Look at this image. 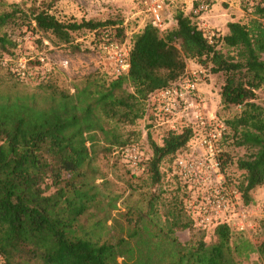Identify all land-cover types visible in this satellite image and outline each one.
Returning <instances> with one entry per match:
<instances>
[{
	"label": "trees",
	"instance_id": "obj_1",
	"mask_svg": "<svg viewBox=\"0 0 264 264\" xmlns=\"http://www.w3.org/2000/svg\"><path fill=\"white\" fill-rule=\"evenodd\" d=\"M0 6L5 5L0 1ZM8 8L0 11L1 62L15 57L17 39L1 32L9 25L50 33L77 51L81 48L73 43V35L82 30L95 33L96 45L105 31L116 40L120 37L118 41L126 39L120 19L62 22L46 10L28 17L18 6ZM193 16L176 10L175 27L163 33L144 24L131 38L128 73L118 78L94 74L70 90L47 81L28 92L11 74L13 81L0 77L4 264H239L252 254L264 262V223L254 243L227 225L211 230L214 240L209 244L205 230L197 229L200 233L187 243L175 236L176 231L196 229L184 209L185 189L175 181L173 196L164 202L154 188L163 183L164 160L171 165L185 150L191 129H163L159 142L148 133L150 156L138 172L127 170L132 179L146 175L143 185L149 181L148 188L154 187L140 193L142 204H127L131 194L114 193L95 164L99 155L133 145L120 127L143 119L148 97L178 81L190 60L209 74H221L220 105L239 109L224 120L221 161L229 183L241 193L245 206L252 192L264 187V107L255 102L256 91L264 87V0L254 7L248 23L229 22L227 34L215 33L211 42ZM227 141L244 149V156L233 162L224 150ZM233 164L243 173L240 181L227 174ZM119 202L125 205L123 211Z\"/></svg>",
	"mask_w": 264,
	"mask_h": 264
},
{
	"label": "rangeland",
	"instance_id": "obj_2",
	"mask_svg": "<svg viewBox=\"0 0 264 264\" xmlns=\"http://www.w3.org/2000/svg\"><path fill=\"white\" fill-rule=\"evenodd\" d=\"M5 6H0V11L9 10L8 6H18L29 17L33 11L46 10L49 13L55 15L62 22H77L82 20L104 22L107 20L120 19L123 22V27L126 32V40L130 45L132 35L138 32L144 24L147 23V17L142 13L139 0H0ZM260 0H213L209 4V10L215 6L222 22L215 26H209V28H203L201 22L203 20L196 19L198 16H193L192 21L200 26L203 31H216L218 35L222 34V27L226 26L228 18L230 17L232 22H239L246 24L252 18V12L254 7ZM190 4L184 0H171L165 3V14H174L176 10L182 11L185 15H190ZM194 7V6H193ZM203 14V16L206 15ZM225 13V14H223ZM193 15V14H192ZM168 16V17H169ZM225 18V19H224ZM171 17L167 18L165 23L167 27H170L172 23ZM19 23V22H18ZM214 25V24H213ZM17 25H9L5 27L1 32L7 33L13 39L17 41L24 39L20 48H15V55H24L32 52L33 55H44L46 58L47 68L49 72L45 74L47 77L46 82H52L57 87L70 90L72 86L79 83L86 77L97 75L104 77L105 79H111L110 67L105 60L103 54L100 52L98 45L95 43L94 36L87 30H82L73 35L74 44H78L81 48L77 51L67 45H62L56 41L53 35L50 33H39L32 31L27 25L20 27ZM213 29V30H210ZM218 29V30H217ZM114 35V32H112ZM120 39V37L117 36ZM118 39V40H119ZM32 47V49H31ZM7 57H4L6 59ZM264 58V56H263ZM3 61V60H2ZM190 61V60H189ZM188 62V61H187ZM188 66H191L188 62ZM7 66L0 61V77L4 82L13 81L14 79L8 72ZM224 77L221 74L212 75L209 74L203 84L208 86L209 91L212 94H217L223 84ZM20 84V83H19ZM36 83L23 82L20 87L28 92L35 90ZM127 90L131 89L127 87ZM255 102L264 107V87L256 91ZM217 117L220 120H226L234 116L238 112V108L224 109L219 103L215 107ZM150 125L145 119L137 121L134 125H126L120 127V132L124 138L129 139L133 145L139 147L142 153V158L145 160L150 156L151 152L148 144V133L150 138L154 142H159L162 132V128L149 127ZM224 150L230 155L233 162L244 156L245 151L242 148H235L230 145V141L226 142ZM187 152H182L181 155H186ZM167 160V159H166ZM162 164L161 171L164 173L163 183L154 189L161 192V197L164 202H168L173 194L171 191L174 188V181L170 179L168 172L169 165L167 162ZM96 167L99 169L101 175L105 180L109 181V188L123 195L124 197L131 194V197L127 200V204H133L141 202L140 193H145L148 185H143L141 179H147L146 175L143 178H131L130 173L127 172L130 169L126 164L123 156L121 155V149H117L112 154L99 155L96 162ZM227 174L232 181H240L243 173L238 171L235 164L227 167ZM100 182V180H98ZM131 189H134L131 192ZM52 190L48 191L51 193ZM264 187L256 188L252 194V201L247 204L246 209L249 213V221L251 227L247 232L238 233L248 238L251 242H255L262 233V224L264 223ZM125 204V203H124ZM125 205L122 202L118 203V208L123 211ZM200 231L195 228L189 230L176 231L175 236L181 243L189 242L194 236L198 235ZM214 237L211 231H207L204 234V241L209 244L213 242ZM253 262H259L256 254L250 255L248 260L241 259L239 264H251Z\"/></svg>",
	"mask_w": 264,
	"mask_h": 264
},
{
	"label": "built area",
	"instance_id": "obj_3",
	"mask_svg": "<svg viewBox=\"0 0 264 264\" xmlns=\"http://www.w3.org/2000/svg\"><path fill=\"white\" fill-rule=\"evenodd\" d=\"M167 1L171 0H139L141 11L147 17L146 24L160 33L167 29ZM196 1L198 5L192 10L193 15L199 16L208 11L207 0ZM94 34L93 32L96 43ZM214 36L215 33L207 31L209 42ZM125 40H116L109 31L101 34L98 47L109 64L111 78L128 73L131 42L129 45ZM23 41L25 38L17 41L16 48H20ZM2 62L13 77L27 83L46 82L47 77L44 76L50 71L44 55L34 56L32 52L6 58ZM208 75L206 69L197 65L186 68L178 81L148 97L143 119L153 128L171 132L188 128L192 131L187 147L176 154L168 172L170 179L177 181L185 189L184 209L194 227L211 231L218 225H227L234 231L243 233L251 227L248 209L243 204L241 193L229 183L221 161L222 141L227 128L224 121L209 110V99L200 91V86ZM182 152L187 154L182 156ZM121 155L133 172L139 171L143 160L139 147H125L121 149ZM0 264H4L1 255Z\"/></svg>",
	"mask_w": 264,
	"mask_h": 264
},
{
	"label": "crops",
	"instance_id": "obj_4",
	"mask_svg": "<svg viewBox=\"0 0 264 264\" xmlns=\"http://www.w3.org/2000/svg\"><path fill=\"white\" fill-rule=\"evenodd\" d=\"M185 2L189 3L190 4V12L189 13H192V10L194 9V4L195 3H198V1L196 0H184ZM213 0H207V2L210 4V2H212ZM205 14V13H203ZM203 14L199 15L196 19H200V20H203V21H200L201 22V26H203V28H209V26H215L217 24H219V22H222L223 19H221L220 17H218V12L216 11V8L215 6H213L210 10L208 9V13H206L205 16H203ZM225 14V13H223ZM169 16V15H167ZM172 16L173 14H171L169 17H171L172 19ZM168 17V18H169ZM225 19V18H224ZM230 17L228 18V21L232 22ZM172 23L170 24V27H167L169 29H172L175 27V22L174 20L172 19L171 20ZM229 23V22H228ZM227 23V24H228ZM214 24V25H213ZM227 24L226 26L222 27V34L221 35H225L227 34L228 32V29H227ZM198 25V24H197ZM198 28H200V26H198ZM201 29V28H200ZM203 30V29H202ZM210 30H213V29H210ZM218 30V29H217ZM213 33H216V31H212ZM188 62L189 64H191V66H188ZM187 62V67L186 68H194L196 66V64L193 62V61H188ZM200 91L209 99V110L211 112H215L216 113V105L220 102V99H219V92L217 94H212L209 89H208V86L206 84H202L200 86ZM220 91V90H219ZM220 104V103H219ZM217 115V114H216Z\"/></svg>",
	"mask_w": 264,
	"mask_h": 264
}]
</instances>
